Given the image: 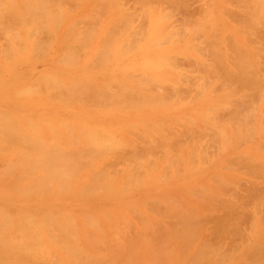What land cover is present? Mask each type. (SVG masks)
Masks as SVG:
<instances>
[{
	"label": "rangeland",
	"instance_id": "obj_1",
	"mask_svg": "<svg viewBox=\"0 0 264 264\" xmlns=\"http://www.w3.org/2000/svg\"><path fill=\"white\" fill-rule=\"evenodd\" d=\"M40 1L41 0H14V5H16L17 8L13 6V4L11 5L16 8L15 10L18 11L20 9L19 7L22 6L21 3H23V5L24 3H26L29 4V6H32L31 4L32 2L38 4L40 3ZM56 1H60V2L57 3ZM112 1H114L115 3L117 2V5L115 6L114 4H112ZM177 1L181 5L180 4L177 5L178 4ZM4 2L3 0H0V56H1L0 57V112H1L0 116L2 118L4 117L3 118L4 120L7 119L8 120L7 122L10 123L13 126V128L15 125L17 127V122L19 123L18 125L20 129V127L21 128L24 127L22 125H24L23 122H25L26 120H30L31 118H32L31 120H34L35 122L40 120L41 123L36 124L35 122H33L34 124H36V127H34L35 125L32 126L29 121H28L29 124H27L28 123L27 121L25 122V124L29 126L31 125L30 128L32 129L35 128L33 130L34 132H31L33 134L38 133L39 128L43 130V131L41 130L42 136L39 133L40 135L39 138L41 137L40 139L42 140L40 141L41 143L43 142V144H45L44 141L47 139V137L51 139L49 140L52 144L55 143V141L53 142V140H56L57 138L58 143L61 141L60 144L62 147L61 146L59 147L63 151L69 149V146L67 147V149H65L66 147L64 148L63 141L62 139H60L59 135L63 136L64 138L66 137L67 134V136L69 137L71 132L66 134H64V132H67L68 130L70 131L73 130V134L78 133V135H80L78 136L80 137L79 140L78 137H76L77 141L79 142L81 138L82 139L85 138V137L83 138L82 133H79L82 130L79 128H85L88 129V131L90 129L91 130L94 129L95 132L100 130L98 133H95L94 131L92 132L97 135H99L101 131L104 133V135L106 133L107 135L103 137L105 138L104 139L105 144L104 142L101 141L100 142L101 145L103 143L105 146H110L112 145L113 140L114 142L116 140L121 143L123 142L126 143L124 140L127 139L128 142L126 144L128 145L125 148H123L124 151H129V149L134 145V143H135L134 145L135 147L140 148V146L143 145L142 144L143 142L140 143L139 140L145 139V136L144 138L142 136L143 134L142 132H144L147 127L144 128L141 127V125L135 126V127H139L138 130L137 128L135 129L136 131L135 132L131 127L130 130L127 125L129 124L138 125L135 122L138 121L140 122L141 119H143L144 122L145 120H147L146 123H148V125L149 124L158 125L157 122H159V124H162L163 122L166 123L168 122L167 124L164 123L166 124V126L168 124H171L170 126L169 125L167 126L168 128L172 127V122H173L174 128L172 127V130L174 131V134L178 135L177 138H179L180 136L179 138L180 142H182L183 140L184 144L181 143L182 148L180 147V145L177 146L176 143H174V145L176 144V147L172 145V147H175L173 150L177 152L179 158H181L182 156L184 157L185 154L186 157L183 158L184 162L182 161V165L175 167V165L172 166L170 164H166L168 166L170 165V167L167 166L164 167L165 165H163L162 162L165 161L164 157L166 156V154L164 155V157L162 155L165 152L162 150L163 151L162 154L161 151L159 152L157 151L158 149L156 150L157 153L156 151L154 152V149H156L155 148L156 145H154V143L150 138L146 137L147 139H149V143L151 142V144L154 145L153 152L156 153L155 157H157L158 159L161 156L163 157V161L161 157L162 162L160 161H159L160 163L157 162L158 166L155 167L157 171L155 169L153 171L152 170L153 167H151L150 164H149L150 168L148 167V164H147L148 167L147 168L145 162H140L139 164L137 163L135 165L133 164L132 167V164L128 165L127 163L122 165L123 164L122 160H120V162L122 161L121 162L122 164L119 161L116 162L114 160L115 162H113L112 160V162L116 165L115 167V165L112 163H111L112 165L111 164L107 165L109 163L107 164L104 163L105 161L109 162L107 158L110 159L111 161V158L109 157H104L102 158V160L97 158V160H99L100 163H98L94 157L97 164L96 162L94 161L93 162L96 164V166H100L102 169L104 168L106 169L108 167L107 169L108 172L112 171L111 167L114 166L115 169L113 167L112 168L115 170L114 171L115 173L111 172V176H115L116 170L119 172L120 169L121 170L123 169L122 171H120L122 173L125 169H127V171L129 170V172H131L137 167L134 172L139 173L142 171L141 173H143V177H140L142 181L140 184L139 180L141 179L139 180L137 179L139 181L138 183L139 185H138L135 180L137 187L131 189V186L134 187V185L131 184L128 190L125 189L121 191L120 189L122 188V183L124 181L125 182L128 181V177H126V175L128 176L129 173L126 172L127 174L125 173L126 175L124 177H126L127 180L123 176L122 178L117 177V179L121 180V181L119 180V182H116L120 185L121 187L120 189L119 186H117L118 184H115L113 180L114 185L112 184V186L115 187L116 185L117 186L116 188H118L120 191L119 190L113 191L112 193H104L105 191H103L96 194L95 195L96 197L92 195L91 197L89 196L87 198L82 199L81 196L77 194L76 195L73 194L72 190L75 189L74 186H76V188H81L82 186H84L81 185L82 183L91 185V182H89L87 179V177L88 178L90 177V174H88L90 172L88 171L91 168L94 169V172L95 170H97L96 166L91 165L93 164V162L92 163L90 162L92 161L90 160L93 158L92 156H91L92 158L89 159L85 158L88 160V164L84 163V165L85 166L89 165V168L83 167L84 166L83 160L87 161L83 157L82 158L83 160L82 161L80 160L81 163L78 162L80 166L78 167L77 164L75 166L80 169L81 165H83L81 168H83L82 170L84 172L80 170V173L77 174L76 172H78L79 169L78 171H76L77 169L73 168L72 174L70 176L71 179H69V182H67L70 185L68 184L69 187L67 192L63 193L66 197L63 194L56 196L57 197L56 200L59 201V199H62L60 200L61 208L70 212L71 211L84 212L86 210H92V209L106 210L109 214H111L110 215L111 218L106 220L116 221L115 226L118 223L116 228H118L119 226L120 234L125 235V237H123V239L125 238V242L127 240L129 242L130 241L132 242V240H135L136 235H144L145 232L147 231L148 233L147 239L150 247H145L144 249H140L137 252L142 251L148 254L146 255L140 253L129 254L128 258H130L132 261L127 259V255H124L123 257L121 256L120 259L118 258L119 261L117 260L116 264H264V259L261 260L263 258L262 254L264 255V253L262 252L264 251V245L261 243L264 241V189H263L264 177L263 179H261L262 177L260 178V176H264V175L263 174L261 175L258 172V175L260 174L258 176L256 172V170H258L259 168L261 169V165L262 167H264V143H263L264 142V80L263 82H261L262 79H264V73H263L264 72V0H184V1L176 0L177 4H175L176 2L174 0L173 1L163 0L161 2H154L149 5H146L147 7H141L140 4H138L137 1L135 0H64L63 6L61 0H55V1L53 0L54 3L53 2L51 3V10L53 13L49 11L51 14L48 12L49 14L46 17L50 18L52 15L54 17V15L56 14L55 12H59L60 15L64 11L65 14V16L63 15L64 18L62 17L63 18L62 19L58 16L57 13V16L61 19V20L57 19L60 20L59 22H55V20H53L54 23L58 24V26L56 25L57 27L56 26H54L55 28L51 27L52 26L51 23L53 21L48 22L50 23L48 24L45 21L43 22V20H41V22H39L38 20L37 22L38 24L36 23L33 24L32 26L28 24L18 23L19 25H23V28L22 26H19L17 23H11L14 25V26L10 25L12 28L16 27L18 29L20 27L19 28L20 30L21 28L24 30L27 29L28 38L26 36L27 33L24 35L23 33L25 32H23L22 30H21L22 34L24 35L23 37H20L19 36L20 34L18 33H16L15 35V33L12 32L14 29L10 30L11 27L8 25L10 21L7 19V17H9L10 14L7 13L9 9H11V11H14V9H12L13 7L8 8L9 4L7 5L6 3H8L9 1H7L5 4ZM58 4L59 7L57 6ZM40 5L41 4L38 5V9L39 7H42ZM24 7L25 6L21 8ZM35 7L36 6H34L33 9H35ZM61 7H63L64 10L60 9ZM176 7L177 10L175 9ZM156 8H160L162 12H168V14H170L171 11L170 14L171 17L169 16L168 17L169 19L167 18L168 20L165 18L167 17L166 15L168 14L166 13L165 15L163 13L165 15L164 19L166 20V24H164V22H160L161 25L164 24L168 27V31H166L167 30L166 28H165L166 30L162 28L161 31H158L159 28L158 29L156 28L157 25L159 27L160 24L158 23L159 21L157 22L156 25L154 24L155 23L154 20H156L155 19L156 15L154 14L152 15L151 13L153 11H156ZM24 9H22V11L25 14ZM18 12L19 14H21L20 10ZM126 13L129 14L130 16L132 15L131 18L132 21L130 20L131 24L129 23L130 27H128L129 29L122 24L121 18L119 19L121 15L123 18L126 17L125 16ZM136 13H138V15ZM163 14L161 13L160 15L164 16ZM129 15L127 17H129ZM152 16L153 18H151ZM55 17L54 19H56ZM47 18L45 19L49 21V19ZM153 21L154 23H152ZM34 25H38V26H34ZM3 26L4 28L7 29L10 27L9 30L10 32H12L11 35L8 34L9 31L7 29H6V31H8L7 34H5L6 32L5 33L2 32L4 31V28L2 30ZM108 26L112 28L114 26H117L116 28L118 29L117 31H114L116 30V28L114 27L113 28L114 30L112 28H109V30L106 31ZM137 27L138 29L142 28L141 29L142 31L140 30L141 31L140 33L137 29H135ZM155 28H156V32H154ZM111 29L116 33L112 37L110 44H108L110 41H107V45H109L107 47L105 46L106 42L104 45V41H105L104 39L109 34V31ZM71 30L73 31L75 30L74 32L77 31L78 35L77 33L74 34V32L72 34L77 35V37L79 38L75 37L74 35H72L73 37L69 36L68 33H70ZM112 30L110 31L112 32L111 34H113ZM162 31L164 32V35L166 33L167 36L166 38L163 36L162 40L160 39L159 41L158 40L159 38L157 39L156 37L158 35H161L158 34L160 32L163 35ZM80 32H83V34L84 32L86 33L89 32L90 34H92V37L89 39L88 34H85L87 36L85 38V36H83ZM148 32L149 33L151 32V35H149ZM153 33H157V34H154L152 36ZM79 34H81L82 36ZM111 34H109V36ZM25 36L27 39L26 38L24 39ZM148 36H152L154 39L152 37L148 38ZM109 38H111V36ZM148 39H151L152 43L151 42L149 43ZM155 39L159 41V42L156 41V43H159L160 45L154 44L153 41ZM79 40L80 42H78ZM149 44H152L153 48H150ZM147 45L149 46V48ZM146 46L148 49L146 48ZM73 48H74V52H72L71 54L72 50L69 51V49H73ZM196 48L198 51L196 50ZM6 50L7 52L13 50L10 51V54L13 55V52L15 54L12 56L7 52L4 53ZM105 51L107 55L104 57L105 54L103 55L102 53ZM161 51L164 54L166 53L169 54L168 57L170 56L174 57V59L171 58L172 60H174V64L172 66H171L172 63L170 62L171 60L169 61L166 60L167 66L166 65L164 66L162 64L163 66L162 69L161 67H159L160 65L155 66V68L153 66L148 67L147 65H144L146 64L145 63L146 60H150L148 61V63H151V61H155L156 58L160 59L161 57L160 54H162ZM68 53L71 55L74 54V56L69 57ZM101 54L103 57L99 58ZM219 56L225 58L226 66L228 68L230 67L231 69H233V63L232 65H230L231 64L230 62H233L232 60H234V62L235 61H238L240 63L244 62L245 70L250 72V68L253 69L251 70L250 73H248L251 76V77L249 76L250 79L253 78V76L251 75L252 72L253 73L255 72L256 74L260 75L259 77L261 78L257 77L258 75L254 73L255 75L254 77L257 79L256 80L254 78L256 80L254 86L252 87L249 86L250 87V88L248 87L249 89L243 87L240 90V88L237 87V85H234L237 88H239L241 92L235 91L233 93L232 91H230L231 87L230 88L228 86L226 87L225 82L222 84L221 83L222 78L218 76L219 74H224L221 70L222 67L220 68L217 62L214 63V60H218ZM143 60H144L143 65L146 66V70L144 69L143 65H141ZM228 60H230V62ZM6 61H9V63ZM74 61L75 63H73ZM68 62L70 63L72 62L71 64H69L70 66L67 65ZM199 62L200 63L202 62V66L199 65L200 64ZM168 63L170 64L168 65ZM137 64L139 65L138 67L136 66ZM203 64L206 66H203ZM254 64H256V68ZM257 64H259V67ZM174 65H176V67ZM208 66L210 68H208ZM126 67L129 69H127ZM156 68L159 69L160 72H158V70L155 71L154 69ZM258 68H260L262 71ZM124 69L126 70V72L128 71V74H131L132 76L129 77L128 74H127L128 76L127 75L124 76L126 74L124 72L125 71ZM162 70H166L163 72V74H165V72H167L168 70V74L170 72V75H173L175 72V74L178 73L180 77L174 74L173 76L177 77V78L175 77L176 78V80L174 79L175 81H171V79L168 80L169 78L167 76L168 79L167 78L166 79L169 82L168 81L161 82L163 81L162 77H160V75L161 76L163 75L161 73ZM123 73L125 74L123 75ZM140 73H142V75L144 74L145 76L143 75L140 77L139 76ZM148 73L150 74L147 75ZM155 73L156 74L158 73L157 74L158 76L156 75L157 77L155 76ZM146 75L150 77L147 78ZM216 75L218 77H216ZM49 76L52 77V80L53 78L58 79L59 84L63 82L62 86H65V84L67 86L70 85L75 86V84L72 85V83H70L71 80L75 82L78 81L79 84L81 83L80 80L85 81L87 79L88 82L91 81L93 84L96 83L99 85L100 83H103L104 85V83L109 82L108 81L109 78L111 80H115L114 78L117 76L118 77L116 78V80L117 81L121 80L122 83L126 82L127 80H128L127 82H129V79L131 77L135 81L137 80V78H140L143 82L134 81L133 83L131 82L132 81L131 79L129 82L131 85L128 83H125L124 85L127 86L129 85V87H132L134 89L133 86L137 88V83L140 84L143 83V85H141V88L143 89H141L140 85H138V88L140 89L138 91L141 94H142V90L146 88L148 92L147 91L145 92V90L143 91V93L144 92L146 93V96L147 94L150 97H159L160 95L165 99L168 98L169 99L168 101H170L169 103L171 104L173 103L174 105L164 104V106L161 105L162 107H159V105L156 102H154L152 106L148 105V107L144 106L143 108L140 106L141 107L140 109L135 110L136 108L134 109V106L132 105L131 106L133 108L129 105L128 107H131V109H125L127 108L125 107L126 105L124 106L123 104H121L120 107L121 108L123 107V110L120 111L121 108L118 107L117 105H112V102L107 103L101 101L100 103L99 98L98 99L94 98L95 100H93V98L88 99L84 95L66 97L65 99L63 98L64 96L54 97L55 95H59L57 91L58 87H54V89L56 88L57 94L53 93L55 95L52 97V92L53 91L55 92V90H52L53 88L52 89L45 88L43 85L42 86L44 88L41 85L39 86L41 81L47 79L51 80L49 79L50 78ZM127 77L128 79L124 80V78ZM133 77H135V79ZM180 78L181 80H179ZM205 78L207 80H205ZM38 79H40V81H38ZM143 79H146V82H148L147 79H149V85L145 86L144 83L146 82ZM55 80L53 81L55 82ZM58 80H56L57 83ZM111 80L110 82L112 83L113 81ZM64 81L65 82L67 81L69 83H65ZM117 81L115 82V86L122 85V83L121 84L119 82L117 83ZM86 82L84 83L86 84ZM208 82L211 84V88L213 86L215 89L214 91L217 90V92H214L212 90L213 88L212 89L210 88L211 89L210 90L209 87L207 88L205 85H203V84H207ZM44 83L45 82L43 81V84ZM84 83L82 85H85ZM92 83H89V85H91V87L95 85L96 88L97 87L96 84L93 85ZM107 83L104 86L103 85L102 86L103 88H107L110 92L113 89H110L111 83L110 84L108 83L109 85ZM201 83L202 85H200ZM219 84L221 86H219ZM227 84L229 83L227 82ZM80 85L81 84H79V87L82 86ZM255 85H257L256 86L257 88L255 87ZM86 86L89 87L88 84ZM115 86L111 85V87L114 88ZM175 86H178L179 89L177 94L171 93L172 92L171 88L174 89ZM218 86H219V92L217 89ZM222 86H225L224 87L225 89H223ZM203 87H206L207 89L206 88L204 89ZM95 88L92 87V90L93 91L95 90L94 92H98L100 89L99 87H97V91H96ZM228 88L229 90L227 91L226 89ZM175 89H174V93H175ZM222 91H225L226 93ZM202 92H204V97H201L203 96ZM232 93L234 95H232ZM155 94H158V96ZM200 94L202 95L200 96ZM239 96H242L243 98L241 97L239 98ZM216 98L218 99V102L220 99L224 98V100H220V101L221 102L224 101L227 103H225V105H222L223 103L220 102L221 104H219ZM61 99L64 101H61ZM212 102H214V105L218 103L217 105L223 106L221 107V109L218 106L220 110H217L216 112L217 115L215 114L216 118L214 114L213 116L215 118L214 119L215 122H217L219 126L222 127L227 126L226 127L227 132L224 130L218 131V129L213 127V125H208V124L206 125V123L204 124V126L201 125L202 123L201 117L205 118L204 115L206 114V116H208L209 114V113L204 114V112L210 110L211 108L214 109V107L217 106L211 104ZM210 104L213 105L214 107L211 106ZM208 106L211 107L207 109ZM114 107L116 110H114ZM135 107L139 108L138 106ZM197 111H200L201 113ZM3 113H6L7 117L8 115L11 116L15 120L16 124L15 125L13 124L14 121L12 122L11 117L7 118ZM198 113L201 115L203 113L204 115L200 117ZM209 116L207 118H210ZM20 117H24L26 120ZM217 117H219V119ZM192 118L193 119L196 118V120L193 122H196L197 120L200 119L201 123H198L200 121L199 120L197 121L198 124L195 123L199 125L198 127L195 125L192 128L188 129L189 126L188 122L189 121L191 122ZM207 118H205V121H207ZM20 121L22 122L21 126H20L21 123ZM175 123H179V124H175ZM182 125L185 126L183 127ZM88 127L91 128L89 129ZM125 127L128 128V131H130L129 133H131L132 131L134 132L131 134L126 133L127 130H125L126 132H124L122 128L124 129ZM140 127L142 128L143 131L140 129ZM25 129L22 131L25 132ZM139 129L142 132H140ZM149 129H151V127ZM182 129L184 132L182 131ZM17 131L18 133L21 132L20 134L21 135L23 134V136L25 137H34L33 134L28 133L27 131H26L27 136L24 135L25 133H23L22 131L16 130V132ZM76 131L78 132L76 133ZM88 131L86 132L89 133ZM217 131L220 133L223 132L225 134V136L222 137L223 139L219 137L221 138L220 141L218 139L215 140L216 138L215 133ZM137 132H139L140 134H138ZM58 133L60 134L58 135ZM44 134L45 137H43ZM73 134L70 135L72 140L74 139L72 138ZM100 134L101 136L103 135L102 133ZM55 135L58 136L56 138L55 137L53 138V136ZM91 135L93 134L89 133V135L87 136L88 138L87 137L86 138L90 140L91 137L89 138V136ZM68 137L66 138V140L68 139ZM173 137L174 136H171L170 139H173ZM94 138H96V136H93L92 140ZM122 139H124L123 142L120 141ZM66 140L64 138V141ZM72 140L66 142H71L70 146L75 144L76 146H74V148L78 147L76 149H73L75 152H78L80 149H82L81 151H85L86 148H88L87 144L84 145L83 140L82 141L84 147L87 146L85 149L84 147H81L80 143L77 142L75 143L74 142L75 140L72 142ZM45 142L46 144L50 143L48 139ZM96 142L97 141L95 140V143ZM109 142L111 144H108ZM100 143L98 142V145H100ZM56 144L57 142L54 145ZM68 144L69 143H67V145ZM130 144H132V146ZM145 145L147 144L145 143ZM12 146L8 147L4 143H0V152H4V150L5 151L7 150L3 154L0 153L4 158V160L3 158L2 159L0 158V172L2 171L5 172L4 167L5 169H7L6 168L7 166L9 167V164L8 165L5 164L8 161L13 164L16 163V166L17 165L19 166V163L17 161L18 159L16 160L15 157L12 156H14L15 154L19 156V153L17 154L16 151L19 152L20 151L19 149L21 147L16 145L18 146L17 148H19L17 149L16 146H14L13 148ZM144 146H142L140 149L142 150ZM56 147L58 146L56 145ZM12 149H14L15 152H13L14 150L12 151ZM131 150L133 151V148ZM136 150L139 149H135V151ZM70 151L71 150H69V152ZM170 151H172L171 148L169 149L168 153L174 154L173 152ZM148 158H149L148 159L149 163H151L150 161H153L152 163L155 165L156 159L153 160L154 157L151 156V154ZM7 159L9 160L6 161ZM148 160L147 161L144 160V161L148 162ZM102 161L104 162L102 163ZM250 161H253L258 164L260 163V167L258 169L255 168L256 169L255 171L253 170L254 173H256V175L248 170V168L251 166L250 165L248 167ZM89 162L91 164H89ZM163 163H167V162H163ZM258 164L256 165L253 164V165L256 167L258 166ZM20 165L22 168L20 169L19 166L18 167L19 171L16 169V166L13 168V170L16 169L18 172L23 170V166L21 163ZM90 165L92 167H90ZM127 165L128 167H126ZM140 165L144 167L143 170H145L146 168V171H143L142 169L139 170L141 167ZM129 166H131L132 168ZM138 166L140 167L138 168ZM159 166H161L162 169H160ZM147 169L149 170L151 169L152 170L151 173L153 172L154 173L150 175ZM158 169H160V171H158ZM99 170L101 169L99 168L97 171ZM107 170L105 171L107 172ZM262 170L264 172V169ZM39 171L40 170L36 172L35 174L36 176L37 174L39 175L42 174V172ZM18 172H16V174ZM81 172L84 174L83 177ZM12 173L14 174L15 171H13ZM73 173L77 175L75 176L73 175ZM16 174L13 176L16 177ZM144 174L148 179L144 180L145 178ZM252 174H254V176ZM5 175L6 173L0 174V178H1L0 187H5L6 189V188H10V186L8 187V184L12 185L11 183L12 181L11 182L8 181L10 180L15 181L18 177L15 178L12 176V174L8 175V177H5ZM72 175L75 176L73 180L76 179V182L75 181L72 182V177H73ZM149 175L153 177V179L157 176L156 177L157 180L153 181V179H149L150 177ZM23 176L26 179L25 174H23ZM28 176L26 180L24 179L25 181H22L24 178L22 177L21 178L22 180H19V182L16 180V182L22 185H24L25 183L28 184L29 181H31L32 179L30 175ZM18 179H20V176ZM123 179L124 181H122ZM2 181H5V183ZM6 182L8 183L6 184ZM125 184L126 183H124L123 186H127V184L126 185ZM259 187L260 188L262 187L263 190L261 189L260 191ZM248 188L249 189L253 188V189L251 191V190H247ZM258 188L259 190H257ZM250 192H252L253 196L252 195L251 197L250 195L248 196L250 197L249 200L250 202H248L247 200L249 198L247 196L244 197V195H246V193L248 195ZM234 193H237V195L235 196ZM3 197H4V193L0 188V200ZM100 197L102 200L100 199ZM252 197H254V199H252ZM73 198L76 200H74ZM95 198L96 199L99 198L100 200L97 199L93 201ZM244 199H246L245 203H244ZM87 200L89 201V203ZM27 201L28 199L25 197H22L21 199L18 200V202L21 203H26ZM231 201H233L234 204ZM228 202L230 203L227 207L226 204ZM144 203H146V206H141V204L143 205ZM135 205L137 206V208L134 207ZM231 205L234 206L231 207ZM132 207L136 209H132ZM235 207H237V209H235ZM84 208L86 209L84 210ZM228 208L229 210L235 209L236 211L238 210L239 212L238 211L236 212L235 210L232 211L233 213H231V211L226 212L228 211L227 210ZM239 208L241 211L239 210ZM189 210H194V212L195 211L196 212L191 214ZM244 210H246V213ZM222 212H224V214ZM188 214L195 216V219L197 216V220L194 219L195 224L196 221L198 222L203 220L202 222V224L204 223L203 227L200 226L201 224L199 225L198 223L196 224L198 225V229L201 228L203 229L199 231H193L189 229L187 225L190 224L186 223L184 220L185 216ZM225 214L226 215L233 214L230 216V218L233 216L230 220L232 222L233 221L235 222L236 225L232 224L235 225V228L233 229L234 227L233 226L232 228H228L227 230V226L229 225L226 224H229L228 222L230 220L228 219L229 221L227 222V219H224V217H220L221 220L223 219L224 221V222L222 221L223 223H225L226 220V224H225L226 227L223 229L225 225L224 224H223L224 226L221 225L222 226L221 234L219 232L217 233V231L219 230L221 231V229L217 231H215L214 229L215 231L214 232L213 228L215 226V222L218 221V220L216 221L215 218L219 219V216H223V215L227 217ZM147 215L148 217L150 215H153L150 216V218L153 219V223H151V225H149L148 228L146 229L145 225L143 224V220L145 217H147ZM234 216H238L239 218L238 220L240 222L239 221L236 222L237 217ZM206 217L207 219H205ZM212 217L215 218L212 219ZM157 230L158 233L156 232ZM163 230L164 232L165 231L169 232V234L166 236V232L164 233ZM223 230H225L224 233ZM230 230H232L233 234H231ZM159 231H162V233ZM116 234L119 235L118 233ZM223 234L226 235L223 236ZM258 238L259 239L262 238L261 241ZM258 240L261 243V245L259 242L257 243ZM258 244L261 246V247L259 246L260 250L257 247ZM211 245L212 247H210ZM258 250L261 252L259 253ZM259 254H261V256ZM126 259L129 262L125 263V261H127ZM123 260H125L124 263H121Z\"/></svg>",
	"mask_w": 264,
	"mask_h": 264
},
{
	"label": "bare ground",
	"instance_id": "obj_2",
	"mask_svg": "<svg viewBox=\"0 0 264 264\" xmlns=\"http://www.w3.org/2000/svg\"><path fill=\"white\" fill-rule=\"evenodd\" d=\"M5 1V2H4ZM7 1H9L8 3H6ZM3 0V2H4V4L6 3L7 5L9 4V7L8 8H12L13 6H15L16 7V5H14V0ZM12 1H13V3H12ZM42 1V2H41ZM40 1V3H38V4H36V3H31L32 4V6H29V4H26V3H24V5H23V3H21V5L22 6H20L19 8V10H20V13L21 14H19V10L17 11V10H15L16 8L15 7H13L12 9H14V11H11V9H9L8 10V8H7V10H8V13L7 14H10L9 15V17H7V19L10 21V23H8V25L10 26H12L13 24H11V23H23V24H28V25H30V26H32L33 24H36L37 22H38V20H39V22H41V20H43V22L45 21V22H50V21H53V20H55V22H59L61 19L60 18H64V16H65V14H64V11L59 15V12H55V10H54V12L56 13L55 15H54V17L56 18V19H54V17H53V15L50 17L51 19H52V17H53V19L51 20L50 18H47L46 16H48V14L50 13L49 11H51L52 12V10H51V3L53 2V0L51 1V0H49V1H51V2H49L48 0H41ZM55 1V0H54ZM63 1L64 0H61V2H62V6H63ZM135 1H137V3L138 4H140V6L141 7H147L146 5H149V4H151V3H154V2H161V1H163V0H135ZM171 1H173V0H171ZM175 2H176V0H174ZM184 1V0H183ZM57 3H59L60 1H56ZM166 2H169V1H166ZM174 2V3H175ZM178 2V1H177ZM177 2L175 3V4H177ZM17 3V2H16ZM54 3V2H53ZM100 3H102V2H100ZM173 3V4H174ZM11 4H13V6L11 5ZM18 4H20V3H18ZM30 4V5H31ZM39 4H41L40 6H42V7H39V9H38V5ZM112 4H114L115 6L117 5V2L115 3L114 1H112ZM137 4V5H138ZM174 4V5H175ZM180 3L178 2V4L177 5H179ZM7 5H6V7H7ZM103 5V4H102ZM181 5V4H180ZM23 6H25L24 8H26V9H24V8H21V7H23ZM26 6H28V7H26ZM34 6H36L35 7V9H33L34 8ZM55 6H56V3H55ZM58 7H59V4L57 5ZM100 6V5H99ZM41 8V9H40ZM116 8V7H115ZM118 8V7H117ZM22 9H24V11H25V14L23 13V11H22ZM60 9H63V7H61ZM119 9V8H118ZM135 9V8H134ZM176 10H177V7L175 8ZM64 10V9H63ZM159 10V11H158ZM59 11V10H58ZM61 11V10H60ZM139 11V10H138ZM11 12V13H10ZM49 12V13H48ZM160 12V13H159ZM53 13V12H52ZM57 13H58V16L60 17H58L57 16ZM152 13V15L154 14V15H156V17H155V19L156 20H154L155 21V23H154V21L152 22V23H154L155 25L157 24V22L160 24V22H164V24H166V20L164 19V17H165V15H166V13L168 14V12H162L161 10H160V8H156V11H153V12H151ZM163 14L164 16H162V15H160V14ZM24 14V15H23ZM51 14V13H50ZM137 15H138V13H136ZM170 14H171V11H170ZM170 14H168V15H166L167 17H165L166 19L170 16L171 17V15ZM64 15V16H63ZM129 14H125V16L126 17H122V15L119 17V19L121 18V22H122V24L124 25V26H126L127 28L128 27H130V24H131V21H132V15L130 16L129 15V17H127ZM174 15V14H173ZM45 18H47V19H49V21L48 20H46ZM62 18V19H63ZM123 18V19H122ZM151 18H153V16L151 17ZM45 19V20H44ZM57 19H60V20H57ZM163 19V20H162ZM169 19V18H168ZM167 19V20H168ZM123 20V21H122ZM131 20V21H130ZM161 20V21H160ZM6 21V20H5ZM130 23V24H129ZM7 24V23H6ZM38 24V23H37ZM48 24H50V23H48ZM52 24V26L51 27H54V26H58V24H56V23H54V21L51 23ZM164 24H160L159 25V27H158V25H157V29L159 28V30L158 31H161L162 30V28L164 29V30H166V31H168V27L166 26V25H164ZM19 25V24H18ZM117 25V24H116ZM152 25V24H151ZM155 25H153V26H155ZM164 25V26H163ZM10 26V27H11ZM14 26V25H13ZM19 26H22V28H23V25H19ZM25 26V25H24ZM34 26H38V25H34ZM50 26V25H49ZM56 26V27H57ZM110 26H112V25H110ZM110 26H108V28L106 29V31L107 30H109V28H112V27H110ZM9 27V28H10ZM47 27V26H46ZM115 28L117 27V26H114ZM113 27V28H114ZM3 28H4V26L2 27V30H3ZM9 28L7 29V28H4V31H2L3 33H5V34H7L8 33V31H9V33L8 34H10L11 35V33L12 32H14L15 33V35H16V33H18V34H20L19 36L20 37H23L26 33V36L28 35V30L27 29H22L21 28V30L23 31V32H25V33H23L22 34V31L18 28H16V27H14V28H12L11 27V29L10 30H12V29H14L12 32H10V30H9ZM16 28V29H15ZM48 28H50V27H48ZM55 28V27H54ZM112 28V29H113ZM154 28V27H153ZM156 28H155V30H154V32H156ZM166 28V29H165ZM6 29L8 30V31H6ZM72 29V28H71ZM111 29V30H112ZM117 29L118 28H116V30H114V31H117ZM129 29V28H128ZM135 29H137L138 31H139V33L142 31L141 29H138V27L137 28H135ZM20 30V31H19ZM27 30V31H26ZM110 30V31H111ZM112 30V31H113ZM133 30V29H132ZM136 30V31H137ZM141 30V31H140ZM16 31V32H15ZM72 31V32H71ZM70 31V33H71V35H70V33H68V35L69 36H72V35H74V34H76L77 33V35H78V32L76 31V32H74L73 30H71ZM109 31V34H111L112 32H110ZM113 31V34H111L110 36H111V38H109L110 36H109V34L105 37V41H104V45H105V42H106V45L105 46H109V45H107V41H110L108 44H110L111 43V39H112V37L114 36V34L116 33V32H114ZM152 31V30H151ZM165 31V32H166ZM74 32V34H72ZM163 32V31H162ZM83 36H85V38L87 37L85 34H88V37H89V39L92 37V34H90L89 32H84V34H83V32H80ZM127 33V32H126ZM125 33V34H126ZM137 33V32H136ZM158 33V32H157ZM157 33H153L152 34V36L154 35V34H157ZM81 34H79V35H81ZM107 34V33H106ZM105 34V35H106ZM148 34L149 35H151V32L149 33L148 32ZM158 34H161V35H158L156 38L160 41V39L162 40V37L164 36L165 38H166V36H167V34L165 33V35H164V32H163V35H162V33L160 32V33H158ZM62 35H63V33H62ZM77 35H74L75 37H77ZM81 35V36H82ZM132 35H133V33H132ZM136 35V34H135ZM137 35H139V34H137ZM26 36L24 37V39L26 38ZM109 36V37H108ZM147 36V35H146ZM152 36H148V38H151ZM11 37V36H10ZM12 37H13V35H12ZM18 37V36H17ZM16 37V38H17ZM64 37H65V35H64ZM73 37V36H72ZM27 38H28V36H27ZM26 38V39H27ZM77 38H79V37H77ZM104 38V37H103ZM153 38V37H152ZM164 38V39H165ZM109 39V40H108ZM135 39V38H134ZM154 39V38H153ZM157 39H155L153 42H154V44H158V45H160L159 43H156V41H158ZM163 39V40H164ZM78 40V39H77ZM85 41V40H84ZM84 41H82V42H84ZM148 41H149V43L152 41L151 39H148ZM158 41V42H159ZM78 42H80V40L78 41ZM152 43V42H151ZM70 45V44H69ZM150 45V48H153V45L152 44H149ZM148 46V45H147ZM147 46H146V48H147ZM18 48V47H17ZM148 48H149V46H148ZM147 48V49H148ZM158 48V47H157ZM195 48V47H194ZM10 49V48H9ZM7 50H8V48H7ZM7 50L4 52V53H6L7 52ZM72 50V51H71ZM196 50H197V48H196ZM10 51H13V50H10ZM10 51L9 52H7V53H9L10 54ZM69 51H71V54H72V52H74V48L73 49H69ZM198 51V50H197ZM157 52V51H156ZM159 52V51H158ZM161 53H162V51H161ZM15 53L13 52V55H14ZM69 54V53H68ZM71 54H69V57L70 56H74V54L73 55H71ZM103 55H104V57L107 55V53H106V51L105 52H103L102 53ZM102 54H101V56L99 57V58H101V57H103L102 56ZM5 55V54H4ZM10 55H12V54H10ZM12 55V56H13ZM157 55V54H156ZM163 55V56H162ZM165 55H167V56H165ZM168 55L169 54H164V53H162V54H160V59L158 58H156L155 59V61H151V63H148V61H150V60H146V64H144V65H147L148 67L150 66H153L154 68H155V66H157V65H160L159 67H161V69H162V64L165 66H167V61H169V60H171L170 62L172 63L171 64V66L174 64V60H172V59H174V57L172 56H170V57H168ZM9 56V55H8ZM12 56H10V57H12ZM154 56H155V54H154ZM1 57V56H0ZM9 57V58H10ZM68 57V58H69ZM228 57V56H227ZM22 58V57H21ZM68 58H66V59H68ZM74 58V57H73ZM172 58V59H171ZM77 60V59H76ZM167 60V61H166ZM205 61V60H204ZM229 62H230V60H228ZM233 62H230L231 64L230 65H232V63H233V69H231L230 67L228 68L227 66H226V62H225V58L224 57H222V56H219V58H218V60H214V63L215 62H217V64L220 66V68H221V70H222V72L224 73V74H219V71H218V76L219 77H221L222 79H221V83L223 84L224 82L226 83V87L228 86L229 88H230V91H232L233 93L235 92V91H239V92H241L240 90L243 88V87H245V88H248L249 86H254V84H255V81L257 80L254 76V73L252 72V76H253V78H251L250 79V74H248V73H250L251 72V70H253V69H251L250 68V72H248L247 70H245L244 68V66H245V64H244V62H242V63H240V62H238V61H235L234 62V60H232ZM6 62H8L9 63V61H6ZM165 62V63H164ZM72 63V62H71ZM70 62H68V64L67 65H69V64H71ZM73 63H75V61L73 62ZM143 63H144V60H143V62L141 63V65H143ZM150 64V65H148V64ZM200 63V62H199ZM170 63H168V65H169ZM198 64V63H197ZM10 65V64H9ZM143 65V67H144V69L146 70V66H144ZM199 65H201L202 66V62L199 64ZM198 65V66H199ZM229 65V66H230ZM255 65V68H256V64H254ZM258 65V67H259V64H257ZM70 66V65H69ZM137 67L139 66L138 64L136 65ZM175 67H176V65H174ZM203 66H206V65H204L203 64ZM142 67V66H141ZM159 67H157V68H159ZM168 67H170V66H168ZM167 67V68H168ZM232 67V66H231ZM127 68V67H126ZM125 68V69H126ZM154 69L155 71L156 70H158V72H160L159 71V69ZM207 68V67H206ZM208 68H210L209 66H208ZM124 69V70H125ZM127 69H129V68H127ZM140 69V68H139ZM164 69V68H163ZM166 69V68H165ZM258 69H260V68H258ZM148 70V69H147ZM209 70V69H208ZM255 70V69H254ZM261 70V69H260ZM152 71V70H151ZM150 71V72H151ZM164 71H166V70H162L161 71V73L163 74V72ZM262 71V70H261ZM125 73H123V75L124 76H126L127 74H128V71L126 72V70L124 71ZM140 72H142V71H140ZM172 73H173V71H172ZM171 73V74H172ZM264 73V72H263ZM145 74H146V72H145ZM150 73H148L147 75H149ZM158 74V73H157ZM156 73H155V76L157 75ZM167 74V75H166ZM174 74H175V72H174ZM173 74V75H174ZM256 74V73H255ZM129 75V77L130 76H132L131 74H128ZM127 75V76H128ZM144 75V74H143ZM142 75V73H140V77L141 76H143ZM146 75V77L148 78V77H150V76H147ZM166 75V76H165ZM173 75H170V72H169V74H168V70H167V72H165V74H163L162 76L160 75V77H162V80L163 81H161V82H165V81H168V80H170L171 79V81H175L176 80V76H173ZM175 75H177L178 77H180V75H178V73H176ZM256 75H258V74H256ZM145 76V75H144ZM158 76V75H157ZM156 76V77H157ZM167 76H168V78H167ZM173 78H171V77ZM182 76V75H181ZM217 75H216V77H218ZM250 76V77H249ZM260 75H258L257 77H259ZM40 77H41V75H40ZM50 77V76H49ZM111 77H114V76H111ZM118 77V76H117ZM117 77H115L114 79L116 80V78ZM121 77H123V76H121ZM145 77V78H146ZM176 77V78H175ZM87 78H89V77H87ZM134 79H135V77H133ZM144 78V77H143ZM168 80H167V79ZM182 78V77H181ZM181 78L179 79V80H181ZM256 80H255V79ZM259 78H261V77H259ZM41 79V78H40ZM40 79H38V81H40ZM45 79H47V78H45ZM49 79H51V80H43L45 83L43 84V81H41V83L39 84V86L41 85H43L45 88H50V89H52V90H55V92L53 91L52 92V97L55 95V94H57V92H56V88L54 89V87H58V89H57V91H58V94L59 95H55L54 97H63L64 99L66 98V97H74V96H80V95H84L86 98H93V100H95L94 98H96V99H100V103H101V101H104V102H112V105H117L118 107H120L121 106V104H123L125 107H127V108H125V109H131V107L132 106H134V109L135 110H138V109H140L141 107L143 108L144 106H147L148 107V105L149 106H152V104L154 103V102H156L158 105H159V107H162V106H164V104H171V103H169L170 101H168L169 99L168 98H164V97H162V96H160L159 95V97H150L148 94H147V96H149V97H147L146 96V91L148 92V90H146V88L144 89L145 90V95H144V93H143V91L144 90H142V94L138 91V90H140L139 88H138V85H140V88H141V85H143V83H137V88L135 87V86H133L134 87V89L132 88V87H129V85L127 86V85H124L125 83H128V84H130L129 82H130V80L132 79V77L129 79V82H124V83H122L121 82V80L120 81H117V83L119 82L120 84L122 83V85H116L115 86V80H111L110 78V80L111 81H113L112 83L110 82V80L108 79V83L110 84L111 83V85L112 86H115V88L114 87H111V85H110V89H113V90H111L110 92H109V90L107 89V88H103V86L107 83H104V85H103V83H100L99 85L98 84H96V83H94V84H96V86L97 87H99L98 89H99V91L98 92H94L93 90H92V87H94L95 88V85L90 81V82H88L87 81V79L85 80V81H83V83L84 82H86V84L85 85H82L83 83H82V81L80 80V82L81 83H79V84H81L80 86L81 87H79V84H78V81L77 82H75V81H73V80H71L70 81V83H72V85L73 84H75V86H67L66 84H65V86H62L63 85V82L62 83H60L59 84V80L58 79H56V80H58V83H57V81L53 78V80H55V82L57 83H55L53 80H52V77H50ZM119 79V78H118ZM126 79H128V77L127 78H124V80H126ZM139 79L140 78H137V80L136 81H138V82H143L141 79H140V81H139ZM175 79V80H174ZM213 79V78H212ZM220 79V78H219ZM218 79V80H219ZM145 82H146V79H143ZM148 80V82H146V83H144L145 84V86H147V85H149V79H147ZM159 80V79H158ZM205 80H207L206 78H205ZM225 80V81H224ZM253 80V81H252ZM260 80V79H259ZM263 80L264 79H262V81L261 82H263ZM134 81L135 80H133L132 79V81L131 82H133L134 83ZM135 81V82H136ZM210 81V80H209ZM65 82V81H64ZM169 82V81H168ZM187 82V81H186ZM212 82V81H211ZM227 82L229 83V84H227ZM65 83H69V82H65ZM89 83H92L94 86H92L91 87V85H89ZM107 83V84H108ZM203 83V82H202ZM202 83L200 84V85H202ZM216 83V82H215ZM220 83V84H221ZM88 84V86L89 87H87L86 85ZM108 84V85H109ZM114 84V85H113ZM219 84V86H221ZM69 85V84H68ZM103 85V86H102ZM131 85V84H130ZM133 85H135V84H133ZM203 85H205L207 88L209 87V89L211 88V84L208 82L207 84H203ZM210 85V86H209ZM234 85H237V87H239L240 88V90H239V88H237L236 86H234ZM258 85V84H257ZM257 85H255V87L257 86ZM42 86V87H43ZM219 86H218V92H219ZM43 87V88H44ZM97 87L95 88L96 89V91H97ZM107 87V86H106ZM143 87V86H142ZM206 87H203L204 89L206 88ZM223 87V89H225L224 87L225 86H222ZM87 88V89H86ZM89 88V89H88ZM90 88H91V90H90ZM137 89V91H136V89ZM175 88H177L178 89V86H175L174 87V89ZM206 88V89H207ZM213 88V89H212ZM212 90L214 91L215 89H214V87L212 86ZM229 88L228 89H226L227 91L229 90ZM244 88V89H245ZM250 88V87H249ZM248 88V89H249ZM257 88V87H256ZM115 89V90H114ZM141 89H143V88H141ZM147 89H149V88H147ZM174 89H172L171 88V93H173V94H177L178 93V91H179V89L177 90V89H175V93H174ZM200 89V88H199ZM210 89V90H211ZM232 89H234V90H232ZM237 89V90H236ZM221 90V89H220ZM225 90V91H226ZM177 91V92H176ZM225 91H222V92H225ZM226 91V92H227ZM229 91V92H230ZM201 92V91H200ZM214 92H217V90L216 91H214ZM225 92V93H226ZM53 93H55V94H53ZM168 93V92H167ZM208 93V92H207ZM224 93V94H225ZM228 93V92H227ZM232 93V95H234ZM203 94V96H201ZM202 94H200V96L201 97H204V92H202ZM216 94H218V93H216ZM223 94V95H224ZM239 94V93H238ZM242 94V93H241ZM155 95H157L158 96V94H155ZM167 95V94H166ZM171 95V94H170ZM222 95V96H223ZM245 95H247V94H245ZM207 96V95H206ZM225 96V95H224ZM244 96V95H243ZM243 98L242 96H239V98ZM227 98V97H226ZM245 98H247V97H245ZM254 98V97H253ZM252 98V99H253ZM67 99H69V98H67ZM217 99V98H216ZM215 99V100H216ZM220 100H224V98H222V99H220ZM219 100V102H218V99H217V102L219 103V104H221V103H223L222 105H225V103H227V102H224V101H220ZM61 101H64V100H62L61 99ZM99 101V100H98ZM241 101V100H240ZM239 101V102H240ZM242 101H243V99H242ZM241 101V102H242ZM103 102V103H104ZM221 102V103H220ZM240 102V103H241ZM217 103V104H218ZM243 103H245V102H243ZM173 104V103H172ZM171 104V105H172ZM211 104H213L214 105V102H212ZM210 104V105H211ZM217 104H215V105H217ZM239 104V103H238ZM131 106V107H128V106ZM157 105V106H158ZM162 105V106H161ZM174 105V104H173ZM213 105H211V106H213ZM214 105V106H215ZM135 106H138L139 108H137V107H135ZM141 106V107H140ZM156 106V107H157ZM211 106H208L207 107V109H209V107H211ZM213 106V107H214ZM218 106H219V108L221 109V107H223V106H220V105H217V106H215L214 107V109L213 108H211L210 110H207V111H205L204 112V114L205 113H209L208 114V116L211 114V112H212V114L209 116L210 118H207L208 116H206V114L204 115L203 113H202V115H204L205 116V118H207V121H205V118L204 117H201L202 115L201 114H199V116L202 118H200L201 120H202V123H201V120L199 121V120H197V121H199L198 123H201V125H203L204 126V124L206 123V125L208 124V125H213V127H215L216 129H218V131H226L227 132V130H226V127L227 126H225V127H222V126H219V124L217 123V122H215V118H216V116H215V114L217 115V110H220L219 108H218ZM116 107V106H115ZM115 107H114V110H116L115 109ZM217 107V108H216ZM121 108V107H120ZM133 108V107H132ZM146 108V107H145ZM165 108V107H164ZM112 109V108H111ZM118 109V108H117ZM124 109V110H125ZM119 110V109H118ZM123 110V107L120 109V111H122ZM197 112H200V111H197ZM1 113V112H0ZM201 113V112H200ZM236 113V112H235ZM5 116H6V113H3ZM213 114H214V116H215V118H214V116H213ZM7 117V116H6ZM9 117H11V116H9L8 115V117L7 118H9ZM197 117H198V115H197ZM4 118V117H3ZM1 116H0V123H2V124H0L1 126H0V143H4L5 145H7L8 147H10V146H12V148L14 147V146H16V145H18L19 147H21L20 149L19 148H17L18 146H16V148L17 149H19L20 151L19 152H17L16 151V153L18 154L19 153V156H17L16 154L14 155V156H12V157H15V159L18 161V163H19V166H20V169L22 168L21 167V165H20V163L22 164V166H23V170H21L20 172H18L19 170H18V165L16 166V163L15 164H13V163H10L8 160L10 159H7L6 161H8L7 163H5V164H9V167L7 166L6 168L7 169H5V167L4 166H6V165H4L3 167H4V170H5V172L4 171H2V172H0V174H5L6 173V175H5V177H8V175H11L12 174V176L13 175H15L16 174V172H18L17 174H18V176H17V174H16V177L15 176H13V177H15V178H19V176H20V179H16L18 182H19V180H22L21 178L22 177H24L23 176V174H25V176H26V179H27V176L28 175H30L31 177H32V179H31V181H29V183L28 184H24V185H22V184H20V183H17L16 182V180L15 181H13V180H10V181H8V182H11L12 183V185L10 184H8V187L10 186V188H6L5 189V187H0L1 189H2V192L4 193V197L0 200V264H116L117 263V260H118V258L120 259V257L122 256H124V255H127V259L128 260H130V261H132L130 258H128V255L129 254H135V253H140V254H143V255H146V254H148V253H145V252H142V251H139V252H137L138 250H140V249H144L145 247H150V245H149V242H148V239H147V235H148V233H147V231L145 232V234L144 235H136V238H135V240H132V242L130 241H126L125 242V238L123 239V237H125V235H123V234H120V230H119V226H118V228H116L117 227V225H118V223L116 224V226H115V223H116V221H114V220H106V219H110L111 218V214H109L106 210H104V209H92V210H86V211H84V212H79V211H77V212H70V211H67V210H64V209H62L61 208V206H60V200H62V199H59V201L58 200H56L57 199V195H60V194H63V193H65V192H67V190H68V184L69 183H67V182H69V179H71L70 178V176H71V174H72V169L73 168H76V169H74V170H76V171H78V167L80 166L79 164H78V162L79 163H81L80 162V160L82 161L83 159V157H84V159L85 158H87V159H89V158H92V159H90V160H92V161H90L91 163L94 161V162H96V160H97V158L98 159H101L102 160V158H104V157H109V158H111V161H110V159H108L107 158V160H109V162H107V161H102V163L104 162V163H109V164H107V165H110L111 163L112 164H114L113 162H117V161H119L120 162V160H122L121 162L123 163H121L122 165H124V164H128V165H130V164H132V167H133V164L135 165V164H139L140 162H145V164H146V167H147V164H148V167L151 165V167H153V171H154V169H155V167L156 166H158V164H157V162H162L163 161V157H164V155L166 154V156L164 157V159H165V161H163V162H167V163H163L162 162V164L163 165H165L164 167H170V165H175V167L176 166H180V165H182V161L184 162V157H186L185 156V154H184V157L182 156L181 157V155H180V157L182 158H179L178 157V155H177V152H175L173 149L176 147V144H177V146L178 145H180V147L182 148V146H181V143H183V140H182V142H180V140H179V138H180V136H179V138H177L178 137V135L177 134H174V131L172 130V127L174 126L173 124V122H172V127H167L168 125L170 126L171 124H168L167 126H166V124L168 123H166V122H163L162 124H159V122H157L158 123V125H154V124H149L148 125V123H146V121L147 120H145V122H144V120L143 119H141V121L139 122H135V123H137L138 125H136V124H134V125H132V124H129V125H132V126H129V125H127L128 126V128L131 130V128L135 131V129L137 128V130H138V128L139 127H135V126H139V125H141V127H147L148 128V130H147V128L145 129V131L144 132H142L143 130H142V128L140 127V129L142 130H140V132H142L143 134H142V136H143V138H144V136H145V139L144 140H139L140 141V143H142L143 145H141L140 146V148L142 147V146H144L145 145V143L147 144V145H145L144 146V148H142V150L138 147H135L134 145H135V143H134V145L132 146V144H130L132 147L129 149V151H124L123 150V148H125L128 144H126L127 142H128V140L126 139V140H124V139H122V140H120V141H122L123 142V140L126 142V143H124V144H126V145H124L123 143H121V142H119V141H116L115 140V142H114V140H113V142H114V144H113V142H112V145H110V146H105L104 144H105V142H104V139L105 138H103V137H105V135H107L106 133H105V135H104V133L101 131L100 133H102L103 135L101 136V134L99 133V135H97V134H95V133H98L99 131H94V129H90L91 127H93V126H91L89 129V131H88V129H85V128H79V129H82L79 133H82V135H83V138L85 139H80V141L82 142H78L77 141V138L76 137H78V136H80V135H78V131H76V133L77 134H73V130H68L67 132H64V134H66V133H70V135L71 134H73V136H72V138H74L73 140L71 139V136L69 135V137L67 136V134H66V137H64L65 138V140H66V138L68 137V139L66 140V141H71L72 140V142L74 141L75 143L77 142V143H80L81 144V147H84V145H86L87 144V146H88V148H86L87 146H85L84 147V149L86 148V150L85 151H81L82 149H77V150H79L78 152H75L73 149H76V148H78V147H76V148H74V146H76L75 144H73V145H71L70 146V144H71V142H66V141H64V138H63V136H60L59 134L60 133H58V135H59V137H60V139H62V141H63V145H64V148L65 149H67V147L69 146V149H67L66 151L64 150H62V149H60V147L59 146H61V141L58 143V139L56 138L58 135H55V136H53V138L55 137L56 138V140H53V142L55 141V143L57 142V146L59 147H56V145H54V144H52L51 142H50V138L49 137H47V139H48V141L50 142V143H48L49 144V146H48V144H46V142L45 141H47V139L44 141V143L45 144H43V142L41 143V137L39 138V136L41 135V130L42 129H40V132H39V129H38V127H37V129H38V133H35V134H33V133H31V132H34L33 130L35 129L34 127H36V124L37 123H41L40 122V120H38L37 122H35L34 120H26L24 117H20V118H22V119H24V120H26L27 122L29 121L30 123H31V125L33 126V125H35L33 128L34 129H32V128H30L31 127V125L29 126V125H27V124H29V122L27 123V124H25V122H23L24 123V125H22V126H24L25 128L27 127V128H30V129H25L24 127V129H25V132L24 131H22V130H24L23 128H21L20 127V129H19V123L17 122V127H16V122H15V120L11 117V120H12V122L14 121V128H13V126L10 124V123H8L7 121V119L6 120H4ZM145 118V117H144ZM203 118H204V120H203ZM218 119H219V117H217ZM22 119H21V121H22ZM29 119V118H28ZM139 120H140V118H139ZM143 120V121H142ZM192 121L190 122H188V129L189 128H192L193 126H199V125H197L198 123H197V121L196 122H193V121H195L196 120V118L195 119H191ZM214 122H213V121ZM3 121V122H2ZM5 121V122H4ZM20 121V122H21ZM10 122V121H9ZM33 122H35L36 124H34ZM144 122V123H143ZM141 123V124H140ZM153 123V122H152ZM154 123H156V122H154ZM164 123H166V124H164ZM170 123V122H169ZM195 123H197V124H195ZM21 124H22V122L20 123V126H21ZM175 124H179V123H175ZM27 125V126H26ZM42 125V124H41ZM150 126L151 127V129H149L150 127H148V126ZM99 126V125H98ZM126 126V127H127ZM155 128H154V127ZM183 127L185 126V125H182ZM124 127V126H123ZM122 128V130H124V132H126L125 130H127V132L126 133H128V134H131V133H133L134 131H132L131 133H129L130 131H128V128ZM131 127V128H130ZM133 127H135V128H133ZM16 128V129H15ZM95 128H97V127H95ZM100 128V127H99ZM143 128V129H144ZM171 128V129H170ZM174 128V127H173ZM185 128H187V127H185ZM225 128V129H224ZM67 129V128H66ZM176 129V128H175ZM184 129V128H183ZM183 129H182V131H183ZM201 129V128H200ZM16 130H19V131H22L23 133H25L24 135H26V131L28 132V133H31V134H33V136L34 137H25V136H23V134L21 135L20 133L21 132H19L18 133V131L16 132ZM98 130V129H97ZM196 130H198V129H196ZM36 131V130H35ZM43 131V130H42ZM86 131H88L90 134H93V135H91V136H89V138H90V140H88L87 138V136L89 135V133H87ZM95 132V133H92V132ZM181 131V132H182ZM201 131V130H200ZM216 131V130H215ZM217 131V132H218ZM37 132V131H36ZM75 132V131H74ZM136 132V131H135ZM180 132V133H181ZM184 132V131H183ZM182 132V133H183ZM215 133V136H216V138H215V140L216 139H218L219 141L221 140V138L223 137V136H225V134L223 133V132H218V133ZM225 132V133H226ZM39 133H40V135H39ZM138 134H140L139 132H137ZM186 133V132H185ZM220 133V134H219ZM64 134H62V135H64ZM85 134H88V135H85ZM30 135V134H29ZM28 135V136H29ZM37 135V136H36ZM182 135H184V134H182ZM220 135V136H219ZM27 136V135H26ZM32 136V135H31ZM35 136H36V138H35ZM42 136V135H41ZM93 136H96V138H94L97 142L95 143V140L93 139L92 140V137ZM171 136H174L173 137V139H170L171 138ZM214 136V137H215ZM43 137H45V134H44V136ZM87 137V138H86ZM100 137V138H99ZM102 137V138H101ZM150 138L151 140H152V142L154 143V145H156L155 146V148L156 149H154V145L153 144H151V142L149 143V139H147V138ZM218 137V138H217ZM219 137H221V138H219ZM37 138H39V139H37ZM76 138V139H75ZM79 138L80 137H78V140H79ZM141 138V137H140ZM50 139V140H49ZM59 139V140H60ZM70 139V140H69ZM88 141H87V140ZM185 139V138H184ZM223 139V138H222ZM41 140V141H40ZM84 141V145H83V141ZM146 140V141H145ZM178 140V141H177ZM187 140V139H186ZM104 142V144L102 143V145H101V143L100 142ZM112 141V140H111ZM135 141V140H134ZM210 141V140H209ZM87 142V143H86ZM98 142L100 143V145H98ZM120 143V145H119V143ZM66 143V144H65ZM67 143H69L68 145H67ZM129 143H131V142H129ZM137 143V142H136ZM139 143V142H138ZM174 143H176L175 145H174ZM264 143V142H263ZM262 143V144H263ZM60 144V145H59ZM108 144H111L110 142L108 143ZM118 144V145H117ZM123 145V147H122V145ZM152 145V147H151V145ZM184 144V143H183ZM182 144V145H183ZM3 145V144H2ZM52 145V146H51ZM54 145V146H53ZM79 145V144H78ZM104 145V146H103ZM129 145V146H130ZM172 145L173 146H175V147H172ZM62 147V146H61ZM71 147H72V149H71ZM133 148V151L131 150ZM172 149V151H170V152H173L174 154H169L168 152H169V149ZM15 149V148H14ZM14 149H12V151L14 150ZM135 149H139V150H141V151H139V150H136L135 151ZM153 149H154V152L157 150L158 152L159 151H161L162 152V154H163V151L165 152L161 157H162V161H161V157L158 159L157 157H155V154L157 153V151H156V153H154L153 152ZM3 150H4V148H3ZM2 150V151H3ZM16 150V149H15ZM15 150L13 151V152H15ZM69 150H73L72 152L70 151L69 152ZM163 150V151H162ZM7 151V150H6ZM5 150H4V152H6ZM4 152H0V153H4ZM128 152V153H127ZM153 152V153H152ZM181 152H184V151H181ZM180 153V152H179ZM150 154H151V156H153L154 157V159L153 160H155V165L152 163L153 161H150L151 163H149V156H150ZM1 155V154H0ZM88 155V156H87ZM19 157V158H17V157ZM86 156V157H85ZM92 156V157H91ZM6 157V156H5ZM94 157H95V159H94ZM1 159L3 158L2 157V155H1V157H0ZM114 158V159H113ZM14 159V158H13ZM14 159V160H15ZM87 159H85V160H87ZM94 159V160H93ZM106 159V158H105ZM117 159V160H116ZM236 159V158H235ZM3 160H4V158H3ZM13 160V161H14ZM100 160V161H101ZM104 160V159H103ZM112 160H113V162H112ZM115 160V161H114ZM144 160H148V162H146V161H144ZM11 161V160H10ZM89 162V164H91ZM93 162V164H91L92 166H96V164H97V162L98 163H100L99 162V160H97V162H96V164ZM159 162V163H160ZM84 163H87L88 164V160L87 161H84L83 160V165H84ZM102 163H101V165H102ZM251 163V164H250ZM10 164H12V165H10ZM77 164V166L78 167H76L75 165ZM111 164V165H112ZM144 164V165H145ZM150 164V165H149ZM166 164H170L169 166L168 165H166ZM253 164H258V163H255V162H253V161H250L249 162V164H248V167L251 165H253ZM83 165H81V167L83 166ZM90 165V167H92ZM115 165V164H114ZM128 165L126 166V167H128ZM160 165V164H159ZM16 166V169L18 170H16V169H14L13 170V168ZM141 166V165H140ZM140 166H138V168L140 167ZM171 166V167H172ZM251 166L248 168V170L249 171H251V173L253 172L254 173V171L256 170V169H258L259 167H260V163L258 164V166H252V168H251ZM80 167V169H79V171L78 172H76L77 174H79L80 173V170L82 171V172H84L82 169L83 168H81ZM83 167H87V168H89V165L88 166H83ZM113 168H114V166H112ZM111 167V170L112 171H110V168H109V171L110 172H108V167L105 169H102L100 166H96V168H97V170L100 168L101 170H99V171H97V170H95V172H94V169L93 168H91L88 172H90V173H88V174H90V179L87 177V175H86V177H87V179H88V181L89 182H91V185H88V184H81V185H84V186H80L81 188H76V186H74V190H72L73 191V194L74 195H79V196H81V198L83 199V198H87V197H91L92 195L93 196H95L96 194H98V193H100V192H103V191H105L104 193H112L113 191H118L121 187H120V185L118 184V183H116V182H119V180L120 179H117V177L119 178V177H121L122 178V176L124 177L127 173L126 172H128L129 174H128V176L126 175V177H128V181L127 182H125L124 181V179L122 180V181H124L123 183H122V188L120 189L121 191L122 190H125V189H129L130 188V185L132 184V185H134V187L133 186H131V189L132 188H135V187H137V184L139 183V181H140V184H141V181H142V179L140 178V177H143V173H141V172H134L135 171V169L137 168H135L134 170H132L131 172H129V170L127 171V169H125V167H124V171L121 173L120 171H122L120 168H118V169H120L119 170V172L116 170V174H117V172H118V174H120V175H118L117 174V176H116V174H115V176H111V172H114L115 170V168L113 169ZM115 167H116V165H115ZM129 167H131V166H129ZM131 167V168H132ZM147 167V168H148ZM160 167V169H162L161 168V166H159ZM174 167V168H175ZM247 167V166H246ZM10 168V169H9ZM130 168V169H131ZM143 168L144 167H140V169L139 170H143ZM150 168V167H149ZM251 168V169H250ZM254 168V169H253ZM256 168V169H255ZM12 169V170H11ZM160 169H158V171H160ZM262 169H264V167H262V165H261V169L259 168L258 170H256V172H257V175H258V172L262 175H264V172H263V170ZM9 170V171H8ZM10 170H11V172H10ZM38 170H40L41 172H42V174L41 175H39V174H37V176L35 175L36 174V172L38 171ZM105 170H107V172L105 171ZM138 170V169H137ZM148 170V172H149V174L151 175V174H153V173H151L152 172V170L150 171L149 169H147ZM156 171H157V169H155ZM254 170V171H253ZM13 171H15V173L13 174L12 172ZM39 171V172H40ZM91 171H92V173H91ZM143 171H146V168H145V170H143ZM165 171V170H164ZM81 172V174H82V177H83V173ZM75 173V172H74ZM73 173V175H77V174H74ZM115 173V172H114ZM126 173V174H125ZM22 176H21V175ZM91 174H92V176H91ZM155 174H157V173H155ZM255 175H256V173H254ZM254 174H252L253 176H254ZM259 174V175H260ZM39 175V176H38ZM72 175V176H73ZM114 175V174H113ZM145 175V174H144ZM149 175V176H150ZM258 175V176H259ZM4 176V175H3ZM35 176V177H34ZM75 176H73L72 177V182L73 181H75L76 182V179L75 180H73V178L75 177ZM81 176V175H80ZM89 176V175H88ZM148 176V177H149ZM78 177V176H77ZM81 177V178H82ZM85 177V178H86ZM126 177H124V178H126ZM139 177V178H138ZM157 177V176H156ZM155 177V178H156ZM262 177V178H261ZM263 177L264 176H260V178L261 179H263ZM28 178H29V176H28ZM154 178V179H155ZM6 179V178H5ZM25 179V177L23 178V180L22 181H25L24 180ZM84 179V178H83ZM139 179H141V180H138ZM145 179H148L147 177H146V175H145V178H144V180ZM149 179H153V177H149ZM153 179V181H156L157 180V178L154 180ZM0 180H1V178H0ZM2 180H3V178H2ZM78 180V179H77ZM113 180H114V183L115 184H118L117 186H119V189L118 188H116L117 186L115 185V187H113L112 186V184L114 185V183H113ZM116 180H118V181H116ZM126 180H127V178H126ZM135 180H136V183H135ZM264 180V179H263ZM21 181V182H22ZM28 181V180H27ZM80 181V180H79ZM82 181V180H81ZM86 181V180H85ZM121 181V180H120ZM134 181V182H133ZM2 182H4L5 183V181H2ZM8 182H6V184L8 183ZM74 182V183H75ZM87 182V181H86ZM129 182V183H128ZM147 182H150V181H147ZM262 182V181H261ZM3 183V184H4ZM71 183V182H70ZM78 183V182H77ZM77 183H76V185H77ZM124 183H128L127 184V186H123L124 185ZM142 183H144V182H142ZM259 183V182H258ZM0 184H1V182H0ZM67 184V185H66ZM125 184V185H126ZM136 184V185H135ZM263 184V183H262ZM70 185V184H69ZM75 185V184H74ZM139 185V184H138ZM264 185V184H263ZM3 186H5V185H3ZM7 186V185H6ZM67 186V187H66ZM260 186V185H259ZM78 187V186H77ZM127 187V188H126ZM256 187H257V185H256ZM115 188H116V190H115ZM260 188V187H259ZM259 188L257 189V190H259ZM71 189V188H70ZM253 189V188H252ZM252 189H247V190H251L252 191ZM255 189V188H254ZM261 189H262V187L260 188V191H261ZM263 189H264V187H263ZM262 189V190H263ZM119 190V191H120ZM256 190V189H255ZM244 191V190H243ZM70 192V191H69ZM254 192V191H253ZM232 193V192H231ZM251 193V194H250ZM248 195H247V193H246V195H244V197L245 196H249L250 195V197H251V195H252V192H250ZM68 194H70V193H68ZM235 194V196L237 195V193H234ZM233 194V195H234ZM64 195V194H63ZM232 195V194H231ZM241 195V194H240ZM62 196V195H61ZM65 196V195H64ZM234 196V197H235ZM253 196V195H252ZM22 197H25V198H27L28 199V201L26 202V203H21V202H18V200L19 199H21ZM66 197V196H65ZM96 197V196H95ZM231 197H233V196H231ZM243 197V198H244ZM246 197V198H247ZM250 197H248L249 199L247 200L248 202H250L249 200H250ZM256 197V196H255ZM69 198V197H68ZM67 198V199H68ZM103 198V197H102ZM257 198V197H256ZM255 198V199H256ZM258 198H260V197H258ZM74 199V198H73ZM98 200H100L101 199V197H100V199L99 198H97ZM96 198L93 200V201H95V200H97ZM241 199V198H240ZM252 199H254V197H252ZM69 200H71V199H69ZM74 200H76V199H74ZM102 200V199H101ZM245 200L246 199H244V203H245ZM85 201V200H84ZM84 201H81V202H84ZM88 201V200H87ZM92 201V200H91ZM240 201V200H239ZM241 201H243V200H241ZM99 202V201H98ZM233 204H234V202L233 201H231ZM247 202V203H248ZM87 203V202H86ZM88 203H89V201H88ZM100 203V202H99ZM229 203L230 202H228L226 205H227V207H228V205H229ZM231 203V204H232ZM83 204V203H82ZM93 204V203H92ZM94 205V204H93ZM92 205V206H93ZM191 205H192V203H191ZM235 205H236V203H235ZM239 205H241V204H239ZM238 205V206H239ZM82 206V205H81ZM88 206V205H87ZM141 206H146V203H144L143 205L141 204ZM232 206H234V205H231V207ZM80 207V206H79ZM86 207V206H85ZM134 207H136L137 208V206L135 205ZM134 207H132V209H136V208H134ZM242 207H244V206H242ZM81 208V207H80ZM139 208V207H138ZM86 208H84V210H85ZM192 209V208H191ZM196 209V208H195ZM235 209H237V207H235ZM234 209V210H235ZM228 211H226V212H229V211H231V213H233L232 211H234V210H229V208L227 209ZM239 210H240V208H239ZM247 210V209H246ZM246 210H244L245 211V213H246ZM190 211V213L191 214H193V213H195L194 212V210H189ZM188 211V212H189ZM236 211V210H235ZM238 211V210H237ZM236 211V212H237ZM241 211V210H240ZM248 211V210H247ZM239 212V211H238ZM142 213V212H141ZM144 213V212H143ZM223 214H224V212H222ZM191 214H188V215H186L185 216V222L186 223H189L190 225H187V224H185V225H187L188 226V228L189 229H191V230H193V231H199V230H201V229H203V228H201V229H198V225L199 224H201L200 226H202L203 227V225H204V223L202 224V222H203V220H201V218H200V220L201 221H196V224L198 223V225H196L195 224V220H197V216H196V219H195V216H193V215H191ZM244 214V213H243ZM149 215V214H148ZM148 215H147V217H145L144 218V220H143V224L145 225V228L147 229L148 228V226L149 225H151V223H153V219L152 218H150V216H153V215H150L149 217H148ZM218 215H220V214H218ZM226 215V214H225ZM231 215H233V214H227L226 216L227 217H225L224 215L223 216H219V219H216L215 217V220L217 221V222H215V226H216V228H215V226H214V228H213V231H214V229H215V231H217V230H219V229H221V231L219 230V231H217V233L219 232L220 234L222 233V226H224L225 224H226V220H225V223H223L224 221H223V219L221 220V218L220 217H224V219H227V222L233 217H231L230 218V216ZM217 216V215H216ZM229 216V217H228ZM209 217V216H208ZM234 217H237V220H236V222L237 221H239L238 219V216H234ZM213 217H212V219H214ZM218 218V217H217ZM195 219V220H194ZM202 219H204V218H202ZM205 219H207V217L205 218ZM209 219V218H208ZM229 219V220H228ZM211 220V219H210ZM221 222H220V221ZM223 221V222H222ZM201 222V223H200ZM205 222H206V220H205ZM240 222V221H239ZM216 223H218V224H216ZM221 223V224H220ZM229 224H226V225H229V226H227V230H228V228H232L233 226V229L235 228V222L233 221H229L228 222ZM231 223V224H230ZM214 224V223H213ZM224 224V225H223ZM232 224H235V225H232ZM241 224H242V222H241ZM222 225V226H221ZM226 225L223 227V229L226 227ZM230 225H232V226H230ZM198 229V230H197ZM237 229H238V226H237ZM116 230H118V231H116ZM226 230V229H225ZM225 230H223V233H224V231ZM203 231V230H202ZM214 231V232H215ZM118 233L119 235H117L116 233ZM149 232V231H148ZM157 233H158V230L156 231ZM159 232H161L162 233V231H159ZM163 232H164V230H163ZM166 232V231H165ZM164 232V233H165ZM227 232V231H226ZM225 232V233H226ZM229 232V231H228ZM230 232H231V234H233L232 233V230H230ZM229 232V233H230ZM234 232V231H233ZM116 235H115V234ZM228 233V234H229ZM169 234V232H166V236ZM210 234H211V232H210ZM216 234V233H215ZM123 235V236H122ZM224 235H226V234H223V236ZM120 236V237H119ZM119 237V238H118ZM207 237H208V235H207ZM220 237H221V235H220ZM259 239V238H258ZM262 239V238H261ZM261 239H259L260 241H261ZM259 240L257 241V243L259 242ZM129 242V243H128ZM221 243V242H220ZM260 243V242H259ZM263 245H264V241L263 242H261ZM261 243H260V245H261ZM209 245V244H208ZM222 245V244H221ZM259 244L257 245V247H258V249L260 250V248H259V246H260ZM210 247H212V245L210 246ZM214 247V246H213ZM261 247V246H260ZM257 249V248H256ZM255 249V250H256ZM258 250V251H259ZM258 251H257V253H258ZM261 251H259V253H260ZM263 253H264V251H262ZM256 253V252H255ZM254 253V254H255ZM256 253V254H257ZM255 254V255H256ZM260 256H261V254H259ZM258 255V256H259ZM259 256V257H260ZM259 257H257V258H259ZM262 259L261 258H259V259H261V260H263L264 259V255L262 254ZM126 259V260H127ZM125 261V260H123L121 263H124V261H125V263L126 262H129V261ZM119 261V260H118Z\"/></svg>",
	"mask_w": 264,
	"mask_h": 264
}]
</instances>
